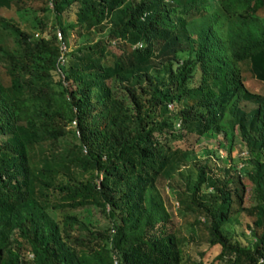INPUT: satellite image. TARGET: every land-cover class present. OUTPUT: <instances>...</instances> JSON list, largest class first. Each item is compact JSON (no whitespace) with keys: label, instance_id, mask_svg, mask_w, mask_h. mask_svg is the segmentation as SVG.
Here are the masks:
<instances>
[{"label":"trees","instance_id":"16d2710c","mask_svg":"<svg viewBox=\"0 0 264 264\" xmlns=\"http://www.w3.org/2000/svg\"><path fill=\"white\" fill-rule=\"evenodd\" d=\"M73 3L74 19L60 23ZM1 8L27 14L29 26L0 16V264H113L112 253L116 264H264V0ZM54 29L75 41L61 74ZM234 134L239 158L230 157ZM181 136L189 143L169 144ZM209 138L215 150L195 157L191 144ZM243 176L257 199L247 206ZM164 186L189 217L187 232ZM80 208L106 224L80 218ZM235 213L250 216L247 244L224 229ZM189 242L217 251L194 257Z\"/></svg>","mask_w":264,"mask_h":264},{"label":"rangeland","instance_id":"374dc122","mask_svg":"<svg viewBox=\"0 0 264 264\" xmlns=\"http://www.w3.org/2000/svg\"><path fill=\"white\" fill-rule=\"evenodd\" d=\"M74 11H75V4H71L69 6V8L63 13V20L60 21V23H65L68 21H71L74 19ZM263 14H264V10H263ZM0 16L5 17H9L10 19L13 20H18L20 22V25L22 27H28L29 23L26 19L27 14H24L23 17L22 16H18L17 13L15 12L14 9L12 8H1L0 9ZM50 17V21H52V15H49ZM50 27V23L48 24ZM49 27L45 28L42 32H38V31H34L33 35L34 36H38V35H47L48 34V30L50 29ZM1 29V28H0ZM2 30V29H1ZM0 30V40L2 39L3 35H2V31ZM54 31H56V29H54ZM36 33V34H35ZM68 44H67V48L73 46L74 44V40L72 37V33L70 34V36H68L67 38ZM245 83L247 85V87L249 89H255L258 90L259 92L262 91L263 87L261 86L260 83L256 82L255 79L247 77L245 79ZM261 86V87H260ZM247 106H250L251 103L248 102L246 104ZM63 140L67 141V142H72L74 141V137L71 135L65 136L63 138ZM168 142L170 145L172 146H185L186 144H188L189 142L186 141V139L184 138V136H181L179 138H173V139H168ZM213 138H209L207 140H203L200 143H193L191 144V149L192 150V154L197 157V156H204L206 154L205 148H208V150L210 149H214V144H213ZM205 144V145H204ZM213 144V145H211ZM220 150H218V158L216 157V160L219 162V164L225 163L228 160H224L223 157L225 156L224 153V148L223 147H219ZM245 147L243 145L242 142L239 141L238 136H236V134H234V140H233V144L230 150V157L234 158L237 157L239 158V154H241L242 156L246 155L242 154L241 151H245L244 150ZM213 152H210V154ZM213 158L215 157V155H211ZM223 160V161H220ZM239 163V162H238ZM243 181L246 184V191L244 193V199H243V203L244 205H250L253 204L257 201V199L255 198V194L253 191V187H251L250 185H248V181L247 178L245 176H243ZM162 184V182H161ZM166 186H164V189H161L162 194L164 195V200L167 206V209L169 210L171 216H172V220L174 222L175 225H178L181 227L182 231L187 232L188 228L190 226V224L188 223L189 221V217L182 214V212L176 208V200L175 198L168 192H166ZM74 213H76L80 218L84 219L85 221H90L91 223H93L94 225H98V226H103L106 224V219L103 217L102 214H100V212L97 209H93V208H80V209H76L73 211ZM250 221V216L248 215H244L243 213H235L231 219L229 221H226L223 226L224 229L228 232L231 233V235H233V237L236 239H238L241 243L243 244H247L249 242V240L251 239V235L248 231V227L246 226V223H249ZM206 250V243L203 242H198L196 243H190L188 244V254L190 255H195L194 257H198L197 252L199 251H203V254H205L204 258L205 259H209L212 257V255L217 251V246H212L208 251H204Z\"/></svg>","mask_w":264,"mask_h":264},{"label":"built area","instance_id":"2783aa9c","mask_svg":"<svg viewBox=\"0 0 264 264\" xmlns=\"http://www.w3.org/2000/svg\"><path fill=\"white\" fill-rule=\"evenodd\" d=\"M55 33H56L57 39L59 40V42H58L59 52H58V54H57V56L55 58V68H56L57 72L59 74H61V69H60L59 65L64 62V55H65L66 50H68V48H67V45H66L65 41L62 40V38L60 36V33H59V31L57 29H56V32ZM137 45H140V44L137 43ZM171 106H172L171 103H168V107L170 108ZM70 124L73 127V129H74V133L76 135H78V130L75 127V120L72 119L71 122H70ZM81 150L83 152H85L86 148H85L84 145H81ZM241 153L242 154H245V151H241ZM176 205H177V202H176ZM112 263L113 264H116L117 263L116 256H115L114 253H112ZM199 264H203V263H199Z\"/></svg>","mask_w":264,"mask_h":264}]
</instances>
